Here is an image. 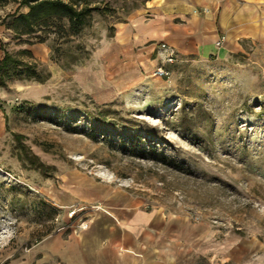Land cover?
<instances>
[{
    "label": "rangeland",
    "instance_id": "1",
    "mask_svg": "<svg viewBox=\"0 0 264 264\" xmlns=\"http://www.w3.org/2000/svg\"><path fill=\"white\" fill-rule=\"evenodd\" d=\"M19 1L0 6V22L28 10ZM156 1L77 0L96 7L88 24L71 36L56 21L36 33L43 43L7 31L4 48L49 76L0 87V264H49L42 241L77 226L68 212L86 207L63 209L46 193L68 170L251 240L252 262H264V59L178 56L163 78L155 59L138 82L122 66L103 71L117 27L149 21ZM135 137L140 154L129 146ZM160 154L172 164L155 160Z\"/></svg>",
    "mask_w": 264,
    "mask_h": 264
},
{
    "label": "crops",
    "instance_id": "2",
    "mask_svg": "<svg viewBox=\"0 0 264 264\" xmlns=\"http://www.w3.org/2000/svg\"><path fill=\"white\" fill-rule=\"evenodd\" d=\"M152 11L147 22L137 18L117 27L103 71L122 66L126 74L138 72L135 82L140 81L156 67L159 42L182 57L264 59V0H158ZM5 38L7 30L0 25V45ZM46 193L63 209L74 204L91 209L80 217L85 229L63 228L42 241L49 264H264L252 262L256 245L251 240L242 242L188 215L150 207L99 176L68 170L61 185L47 187Z\"/></svg>",
    "mask_w": 264,
    "mask_h": 264
},
{
    "label": "trees",
    "instance_id": "3",
    "mask_svg": "<svg viewBox=\"0 0 264 264\" xmlns=\"http://www.w3.org/2000/svg\"><path fill=\"white\" fill-rule=\"evenodd\" d=\"M8 1L0 0V6ZM19 6H25L28 10L17 15H10L11 22L6 24L2 21L0 25H3L7 31L11 29L14 32L15 39L21 40L23 36L35 37L38 38L39 43L45 42L46 36L42 37L36 33L50 30L51 26L55 27L56 21L66 20L68 24L67 32L71 36H77L88 24L91 12L96 10V7H89L87 4L79 7L77 0H20ZM26 42L34 45L33 42H29V39ZM4 44L0 45V50L3 52V57L0 59V87L5 88L7 86L6 79L11 77L16 80L35 79L40 83L48 79L49 74H42L36 70L35 66L27 63L24 59H17L4 48ZM20 54L33 56L30 49H22ZM15 139H19V136L16 135ZM129 146L139 154L146 150V147L140 144V138L138 137L131 139ZM147 150L150 154L156 152L155 149L147 148ZM152 156L154 155L152 154ZM155 160L164 165L172 164L171 159L163 154H160L159 159Z\"/></svg>",
    "mask_w": 264,
    "mask_h": 264
},
{
    "label": "built area",
    "instance_id": "4",
    "mask_svg": "<svg viewBox=\"0 0 264 264\" xmlns=\"http://www.w3.org/2000/svg\"><path fill=\"white\" fill-rule=\"evenodd\" d=\"M224 37H221L217 42V45H220ZM155 53L158 58L159 65L155 69L154 73L159 78H163L170 75L169 70L166 68L167 65L173 64L178 59V55L170 44L166 42H159L155 48ZM78 206V205H77ZM90 208H83V207H74L68 212V217L74 221H79L77 227L81 229H85L87 227V223L80 219L81 216L86 215ZM80 219V220H79Z\"/></svg>",
    "mask_w": 264,
    "mask_h": 264
}]
</instances>
